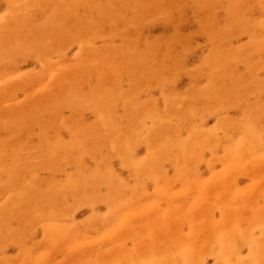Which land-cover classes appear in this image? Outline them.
I'll list each match as a JSON object with an SVG mask.
<instances>
[{"label":"rangeland","instance_id":"rangeland-1","mask_svg":"<svg viewBox=\"0 0 264 264\" xmlns=\"http://www.w3.org/2000/svg\"><path fill=\"white\" fill-rule=\"evenodd\" d=\"M0 264H264V0H0Z\"/></svg>","mask_w":264,"mask_h":264}]
</instances>
